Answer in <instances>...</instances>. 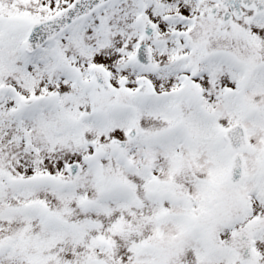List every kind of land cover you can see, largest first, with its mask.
<instances>
[{"label":"snow or ice","instance_id":"1","mask_svg":"<svg viewBox=\"0 0 264 264\" xmlns=\"http://www.w3.org/2000/svg\"><path fill=\"white\" fill-rule=\"evenodd\" d=\"M0 264H264V0H0Z\"/></svg>","mask_w":264,"mask_h":264}]
</instances>
